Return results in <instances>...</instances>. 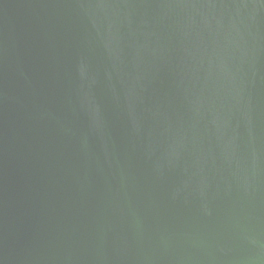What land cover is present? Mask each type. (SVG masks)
Returning <instances> with one entry per match:
<instances>
[{
	"label": "water",
	"instance_id": "water-1",
	"mask_svg": "<svg viewBox=\"0 0 264 264\" xmlns=\"http://www.w3.org/2000/svg\"><path fill=\"white\" fill-rule=\"evenodd\" d=\"M0 264H264V0H0Z\"/></svg>",
	"mask_w": 264,
	"mask_h": 264
}]
</instances>
